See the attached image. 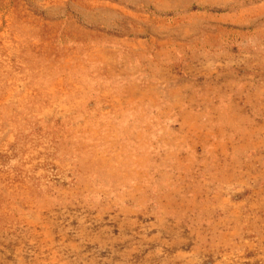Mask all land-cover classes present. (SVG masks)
Masks as SVG:
<instances>
[{
    "label": "rangeland",
    "instance_id": "1",
    "mask_svg": "<svg viewBox=\"0 0 264 264\" xmlns=\"http://www.w3.org/2000/svg\"><path fill=\"white\" fill-rule=\"evenodd\" d=\"M0 264H264V0H0Z\"/></svg>",
    "mask_w": 264,
    "mask_h": 264
}]
</instances>
